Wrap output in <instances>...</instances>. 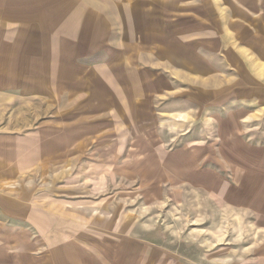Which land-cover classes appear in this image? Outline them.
<instances>
[{
    "label": "rangeland",
    "instance_id": "1",
    "mask_svg": "<svg viewBox=\"0 0 264 264\" xmlns=\"http://www.w3.org/2000/svg\"><path fill=\"white\" fill-rule=\"evenodd\" d=\"M92 1L99 9L106 0ZM133 1L110 3L128 12L124 66L115 54L101 63L119 40L117 16L109 48L102 29L90 48L88 40L62 43L50 21L42 34L35 19L27 47L17 21L16 45L0 40V208L36 206L45 220V246L14 264H264V116L227 142L225 160L229 140L209 122L214 199L188 172L180 181L161 173L160 158L175 156L190 127L175 116L194 107L185 73L137 59ZM240 152L255 160L237 163ZM57 251L70 256L60 263Z\"/></svg>",
    "mask_w": 264,
    "mask_h": 264
},
{
    "label": "crops",
    "instance_id": "2",
    "mask_svg": "<svg viewBox=\"0 0 264 264\" xmlns=\"http://www.w3.org/2000/svg\"><path fill=\"white\" fill-rule=\"evenodd\" d=\"M110 3L111 0L102 1L98 9L92 0H0V35L4 34L0 40H4V47L16 45L17 21L22 29L16 31L24 33L23 45L31 44L28 21L35 19L40 30L43 26L47 29V21H50L49 27L53 25L50 28L55 31L51 35L60 36L62 43L88 40L90 48L102 29L105 47L109 48L105 40L111 32V20L115 22L117 16L119 40L116 39L115 46L110 43V53L106 50L110 58L105 55L101 63L108 67L115 54L120 55L124 66L129 60L125 57L130 46L128 12L120 7L111 9ZM132 6L129 14H134L136 43L133 45L137 59L142 63L147 57L154 63L153 67L147 66L149 69L156 70L163 64L173 76L185 73L188 105L194 107V114L181 112L175 116L176 122H187L190 127L180 136L182 144L175 156L169 158L171 160L160 158V171L171 172L170 176H176L178 181L185 180V172L192 174L200 187L211 190V199H214L211 152L216 151L215 146L210 145L209 122L216 123V135L222 137L223 142L225 137L229 140L222 148L225 160L232 159L229 152L233 151V146L229 147L227 142H237L233 137L243 135L246 131L243 128L251 119L264 116V0H136ZM50 32L42 30L44 35ZM26 47L24 51L28 50ZM106 77L109 79L108 75ZM194 122L205 125L192 127ZM194 129L205 134L195 138ZM6 143L0 142V152L4 154ZM255 152L258 154V149ZM235 159L248 166L252 164L250 160H255L247 152H240ZM26 210V206L0 208V264H9V258L13 264L25 257L30 261L31 246L44 245L42 208L34 206L31 211ZM28 213L35 214L29 217ZM51 227L55 228L53 220ZM57 252L60 263L64 255L70 256ZM54 253L57 258L56 251ZM69 263L74 264V260L71 258Z\"/></svg>",
    "mask_w": 264,
    "mask_h": 264
}]
</instances>
